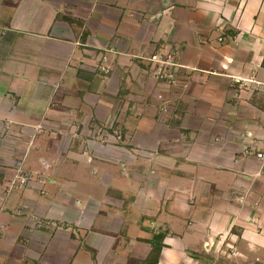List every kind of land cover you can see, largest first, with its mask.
Here are the masks:
<instances>
[{"label":"crops","instance_id":"1","mask_svg":"<svg viewBox=\"0 0 264 264\" xmlns=\"http://www.w3.org/2000/svg\"><path fill=\"white\" fill-rule=\"evenodd\" d=\"M258 152L264 0H0V264H264Z\"/></svg>","mask_w":264,"mask_h":264},{"label":"built area","instance_id":"2","mask_svg":"<svg viewBox=\"0 0 264 264\" xmlns=\"http://www.w3.org/2000/svg\"><path fill=\"white\" fill-rule=\"evenodd\" d=\"M152 61H155L158 64L157 72L161 74V77L164 79H167L171 84H175V78L169 73L168 68L169 67H177L174 63V54L171 55H157L153 58ZM256 158L258 159H264V153L258 152L256 153ZM29 179V176L27 173H23L20 178L19 182L21 186H24Z\"/></svg>","mask_w":264,"mask_h":264},{"label":"trees","instance_id":"3","mask_svg":"<svg viewBox=\"0 0 264 264\" xmlns=\"http://www.w3.org/2000/svg\"><path fill=\"white\" fill-rule=\"evenodd\" d=\"M164 234L163 233H157L154 234L153 237L148 241V244L150 245V252L148 256L145 259V264H157L158 258L160 255V252L163 248V241Z\"/></svg>","mask_w":264,"mask_h":264},{"label":"rangeland","instance_id":"4","mask_svg":"<svg viewBox=\"0 0 264 264\" xmlns=\"http://www.w3.org/2000/svg\"><path fill=\"white\" fill-rule=\"evenodd\" d=\"M243 247V246H242ZM254 249H256V247H253ZM240 252H242V249H240L239 250ZM242 253H244V252H242ZM263 256H264V252H263Z\"/></svg>","mask_w":264,"mask_h":264}]
</instances>
